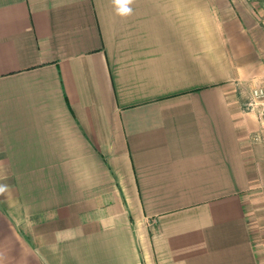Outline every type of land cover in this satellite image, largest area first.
Segmentation results:
<instances>
[{"label":"crops","instance_id":"crops-1","mask_svg":"<svg viewBox=\"0 0 264 264\" xmlns=\"http://www.w3.org/2000/svg\"><path fill=\"white\" fill-rule=\"evenodd\" d=\"M0 0V264H264V0Z\"/></svg>","mask_w":264,"mask_h":264},{"label":"built area","instance_id":"built-area-1","mask_svg":"<svg viewBox=\"0 0 264 264\" xmlns=\"http://www.w3.org/2000/svg\"><path fill=\"white\" fill-rule=\"evenodd\" d=\"M252 102L248 105L251 110H257L258 117L264 118V86L252 91Z\"/></svg>","mask_w":264,"mask_h":264},{"label":"clouds","instance_id":"clouds-1","mask_svg":"<svg viewBox=\"0 0 264 264\" xmlns=\"http://www.w3.org/2000/svg\"><path fill=\"white\" fill-rule=\"evenodd\" d=\"M134 0H115V4L118 5L117 13L121 16L130 15L133 11L131 5Z\"/></svg>","mask_w":264,"mask_h":264},{"label":"rangeland","instance_id":"rangeland-1","mask_svg":"<svg viewBox=\"0 0 264 264\" xmlns=\"http://www.w3.org/2000/svg\"><path fill=\"white\" fill-rule=\"evenodd\" d=\"M253 1H256V0H253Z\"/></svg>","mask_w":264,"mask_h":264}]
</instances>
